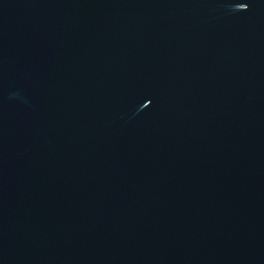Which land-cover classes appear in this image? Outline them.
Here are the masks:
<instances>
[{"label": "water", "instance_id": "1", "mask_svg": "<svg viewBox=\"0 0 264 264\" xmlns=\"http://www.w3.org/2000/svg\"><path fill=\"white\" fill-rule=\"evenodd\" d=\"M0 264H264V0H0Z\"/></svg>", "mask_w": 264, "mask_h": 264}]
</instances>
